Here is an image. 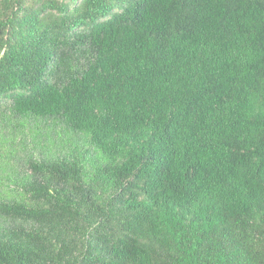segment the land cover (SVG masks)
<instances>
[{
  "label": "trees",
  "instance_id": "1",
  "mask_svg": "<svg viewBox=\"0 0 264 264\" xmlns=\"http://www.w3.org/2000/svg\"><path fill=\"white\" fill-rule=\"evenodd\" d=\"M0 108L85 139L9 179L0 264H264V0H0Z\"/></svg>",
  "mask_w": 264,
  "mask_h": 264
},
{
  "label": "rangeland",
  "instance_id": "2",
  "mask_svg": "<svg viewBox=\"0 0 264 264\" xmlns=\"http://www.w3.org/2000/svg\"><path fill=\"white\" fill-rule=\"evenodd\" d=\"M74 138L85 140L82 133L70 131L61 122L37 119L26 122L0 108V194L7 191L10 180L27 175L30 154L38 156L41 149L44 152L60 149Z\"/></svg>",
  "mask_w": 264,
  "mask_h": 264
}]
</instances>
